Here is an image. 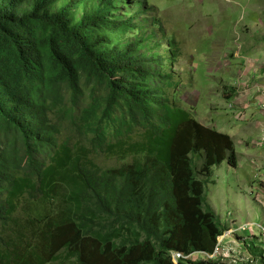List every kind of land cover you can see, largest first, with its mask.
<instances>
[{"label":"trees","instance_id":"trees-1","mask_svg":"<svg viewBox=\"0 0 264 264\" xmlns=\"http://www.w3.org/2000/svg\"><path fill=\"white\" fill-rule=\"evenodd\" d=\"M148 8L0 0V264H174L229 230L206 185L236 143L178 98Z\"/></svg>","mask_w":264,"mask_h":264},{"label":"rangeland","instance_id":"rangeland-1","mask_svg":"<svg viewBox=\"0 0 264 264\" xmlns=\"http://www.w3.org/2000/svg\"><path fill=\"white\" fill-rule=\"evenodd\" d=\"M147 3L151 9L140 12L136 17L145 28L152 27L156 31L154 40L161 42L164 51L172 50L178 54L175 69L183 80L178 98L202 124L227 131L224 121L228 123V115L236 111L239 104L235 97L237 90L233 92L231 88L237 89L239 84L242 85L248 74L237 55L242 54L244 58L254 46L264 45V15L260 16L264 12V0H147ZM134 12L129 4L115 15L125 13L127 19L134 16ZM134 34L127 38L133 40ZM185 77L194 81H184ZM253 84H247L245 88ZM225 94L233 95V102L236 101L234 108L230 109L227 103L232 97L223 99L227 97ZM225 133L232 137L234 128L230 127ZM242 148L238 145L239 151ZM100 162L107 167L119 163L117 159L106 157ZM246 174L255 178L247 161L243 167H232L225 162L214 168L211 181L206 185L209 204L227 229L247 222L264 225V205L256 194L259 184L251 185ZM257 180L260 181L259 178ZM225 245L239 246V258H243L239 264H264V232L261 229L240 231L226 239ZM193 262L210 263L201 258H195ZM215 262L232 264L222 258Z\"/></svg>","mask_w":264,"mask_h":264},{"label":"crops","instance_id":"crops-1","mask_svg":"<svg viewBox=\"0 0 264 264\" xmlns=\"http://www.w3.org/2000/svg\"><path fill=\"white\" fill-rule=\"evenodd\" d=\"M263 15L264 12H262L260 16L263 17ZM221 48L226 49V47L223 46ZM241 55L242 54L238 53L237 60L241 61L242 68L245 67L248 74L247 77H245V79L241 82L243 86L239 84L237 87L235 94V97H237L239 100L237 110L230 112L228 115V123L224 121L223 125L228 126V130H230V127L234 128L235 134L232 135V137L236 143V148L239 155V163L237 167L241 165L243 167L244 161H247L248 165L251 167L252 173L254 170L255 178H253V176L251 178L250 175L246 174V179L250 180L251 185H255V183L259 184L261 180H257V172L252 162L255 160L264 165V148L257 146L258 141L264 135V110L258 106V102L262 101V99L258 96L257 92V86L264 84V45L259 44L254 46L249 55L243 56L244 58H242ZM185 80L189 82L194 81L193 79L187 80L186 77L184 78V81ZM251 83L254 84L250 87V90L246 92V85ZM225 98L226 97L223 99ZM233 98L231 100H227L228 106L233 102ZM181 102L183 103V101ZM183 105L190 109L184 103ZM228 130H223L220 132L225 133L228 132ZM238 145L243 147L242 150H238ZM243 182L244 180H242V183Z\"/></svg>","mask_w":264,"mask_h":264},{"label":"built area","instance_id":"built-area-1","mask_svg":"<svg viewBox=\"0 0 264 264\" xmlns=\"http://www.w3.org/2000/svg\"><path fill=\"white\" fill-rule=\"evenodd\" d=\"M258 87V96L262 99V101L258 102V106L264 110V84H260ZM249 88H245V91H249ZM239 101V100H238ZM236 105V101L229 104V108H234ZM238 106V105H237ZM257 146L260 148H264V135L258 141ZM253 166L256 168L257 174L256 178H259L261 181L258 186L257 190V197L258 200L264 205V177H263V170L264 165L258 161L252 162ZM263 230L264 232V225H258L253 222H247L245 224H240L237 227L230 228L225 234L220 238L216 250L213 254L207 253H195L190 256H186L183 253L175 252L172 254V261L174 264H179L181 261H191L193 262L195 258H201L205 262H211L222 259H227L232 262V264H239L243 262V258H239L240 250L239 246H227L225 245V240L228 238H232L234 234H238L241 232H255L257 230Z\"/></svg>","mask_w":264,"mask_h":264}]
</instances>
